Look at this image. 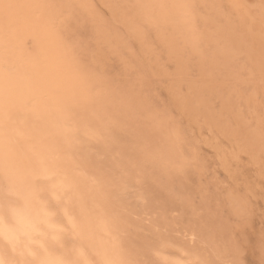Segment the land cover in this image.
Instances as JSON below:
<instances>
[{
    "label": "rangeland",
    "instance_id": "rangeland-1",
    "mask_svg": "<svg viewBox=\"0 0 264 264\" xmlns=\"http://www.w3.org/2000/svg\"><path fill=\"white\" fill-rule=\"evenodd\" d=\"M41 2L91 95L68 71L56 74L68 96L43 94L50 124L83 152L66 170L51 163L50 178L86 201L105 263L147 264L163 250L194 264H264V0ZM220 43L234 52L228 64ZM35 57L17 38L16 63ZM136 105L146 116L129 112Z\"/></svg>",
    "mask_w": 264,
    "mask_h": 264
},
{
    "label": "bare ground",
    "instance_id": "bare-ground-1",
    "mask_svg": "<svg viewBox=\"0 0 264 264\" xmlns=\"http://www.w3.org/2000/svg\"><path fill=\"white\" fill-rule=\"evenodd\" d=\"M41 1L0 0V200L11 209L5 217L9 226L18 227L21 220H24L28 225L20 232V243L17 249L14 250L9 244L5 250L0 251V264H11L12 261L19 264L20 261L29 259V249L45 256L50 264H107L104 260V241H107L104 240L105 238L103 239V231L100 232L93 225L94 222L90 221L93 218L89 219L88 213L90 212L91 216V211L87 209L86 201L78 193L70 195V192L68 194L70 196L65 195L68 192V185L64 182L65 178L56 179L59 175L55 176V179H53L54 177L50 178L51 163L59 172L66 170L73 165L74 161L81 158L83 152L74 149L75 147L73 148L68 141L61 137L56 127L50 124L49 116L53 106L51 102L48 103L44 100L43 94L48 92L53 101L67 95L68 91L65 86L58 85L56 75L57 73L64 74L67 71L75 80L74 82L80 85V93L82 91L86 95L88 92L82 85V76L79 75L81 72L75 70L76 68L73 70L69 67V60L63 53L56 32L49 24L46 9ZM19 37H22L26 43L30 42L35 49L36 57L31 66L21 63L18 65L14 59L15 42ZM217 52L218 57L226 64L233 59L234 52L221 43L217 47ZM112 109L117 110L116 108ZM133 110L138 113V116L139 114L146 116L148 112L139 105L129 108V112ZM84 114L86 113L84 112ZM60 115L62 116V114ZM57 116L53 115V120L59 119ZM141 127L143 128V126ZM110 134L114 136L113 133ZM52 151L59 154V158L55 162L50 159ZM54 174L56 175L57 172ZM54 185L56 187H53ZM62 191L66 192L62 193ZM125 197L126 194L123 198ZM33 205L44 210H33ZM102 229H105L104 233L108 231L106 226ZM107 238L110 237L107 236ZM190 241H194V233L191 234ZM111 248L109 246V249ZM116 253L118 254V252ZM111 256L113 255L111 254Z\"/></svg>",
    "mask_w": 264,
    "mask_h": 264
},
{
    "label": "clouds",
    "instance_id": "clouds-1",
    "mask_svg": "<svg viewBox=\"0 0 264 264\" xmlns=\"http://www.w3.org/2000/svg\"><path fill=\"white\" fill-rule=\"evenodd\" d=\"M53 187H56L54 185ZM33 210L43 211L44 209L37 208L33 205ZM11 209L2 200H0V251L5 250L7 245H11L13 249H17L20 243V232L28 227L24 220H21L18 227L9 226L5 217ZM29 259H25L19 262V264H50V261L37 251L29 249ZM156 256L159 260H150L147 264H194L192 259L182 260L179 258H171L164 254L163 251H158ZM11 264H17L12 261Z\"/></svg>",
    "mask_w": 264,
    "mask_h": 264
}]
</instances>
